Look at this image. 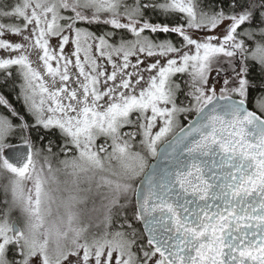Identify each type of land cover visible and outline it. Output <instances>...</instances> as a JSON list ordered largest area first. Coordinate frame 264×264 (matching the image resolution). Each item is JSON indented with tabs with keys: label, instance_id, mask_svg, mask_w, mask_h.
Returning <instances> with one entry per match:
<instances>
[{
	"label": "snow or ice",
	"instance_id": "obj_1",
	"mask_svg": "<svg viewBox=\"0 0 264 264\" xmlns=\"http://www.w3.org/2000/svg\"><path fill=\"white\" fill-rule=\"evenodd\" d=\"M0 264H264V0H0Z\"/></svg>",
	"mask_w": 264,
	"mask_h": 264
}]
</instances>
